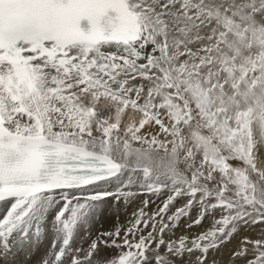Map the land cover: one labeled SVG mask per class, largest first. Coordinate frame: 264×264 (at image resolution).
<instances>
[{"label": "snow or ice", "instance_id": "1", "mask_svg": "<svg viewBox=\"0 0 264 264\" xmlns=\"http://www.w3.org/2000/svg\"><path fill=\"white\" fill-rule=\"evenodd\" d=\"M262 157L264 0H0V264L45 234L39 264H218L264 226Z\"/></svg>", "mask_w": 264, "mask_h": 264}, {"label": "bare ground", "instance_id": "2", "mask_svg": "<svg viewBox=\"0 0 264 264\" xmlns=\"http://www.w3.org/2000/svg\"><path fill=\"white\" fill-rule=\"evenodd\" d=\"M166 193L157 194L152 196H137L133 200H130L127 204H120L119 206L113 201H109L100 213L97 214L96 220L91 226L90 234H86L79 241L81 244L89 238L91 235L92 238L96 236L99 232L110 231L116 226L126 227L129 224L132 213L141 206V202L146 199H151L152 203L148 206L146 211L154 212L157 207L165 200ZM185 203L184 200H179L176 203V207H181ZM6 203L0 204V213L4 210ZM175 209H173L174 211ZM195 214V213H194ZM190 219H186L184 224H190ZM213 219L212 215L206 216L203 222L192 229L193 233L204 231L212 226ZM183 228L177 230V235H180V232ZM251 231V229H245L241 231V235H244ZM253 236V235H252ZM53 237L50 234H45L41 236L38 245H34L31 250L28 252L27 256L24 253H20L18 257V264H36L45 257V253L50 249ZM39 264V263H38Z\"/></svg>", "mask_w": 264, "mask_h": 264}, {"label": "rangeland", "instance_id": "3", "mask_svg": "<svg viewBox=\"0 0 264 264\" xmlns=\"http://www.w3.org/2000/svg\"><path fill=\"white\" fill-rule=\"evenodd\" d=\"M262 159H264V157H262ZM212 219H214L213 216ZM262 230H264V226H259L257 228L251 229V231H249L244 235H248V236L253 235L252 237H256L260 234ZM241 236L243 235L240 234L238 236H235L230 243L225 245V247L221 250V253L218 255V264H224V262L228 260V252L236 246L237 241L240 240Z\"/></svg>", "mask_w": 264, "mask_h": 264}]
</instances>
